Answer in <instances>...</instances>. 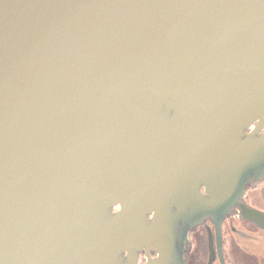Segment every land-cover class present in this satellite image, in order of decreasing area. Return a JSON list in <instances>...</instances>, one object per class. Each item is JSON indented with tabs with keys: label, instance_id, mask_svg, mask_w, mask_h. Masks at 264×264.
<instances>
[{
	"label": "water",
	"instance_id": "water-1",
	"mask_svg": "<svg viewBox=\"0 0 264 264\" xmlns=\"http://www.w3.org/2000/svg\"><path fill=\"white\" fill-rule=\"evenodd\" d=\"M264 179V0H0V264H186Z\"/></svg>",
	"mask_w": 264,
	"mask_h": 264
},
{
	"label": "flooded vegetation",
	"instance_id": "flooded-vegetation-1",
	"mask_svg": "<svg viewBox=\"0 0 264 264\" xmlns=\"http://www.w3.org/2000/svg\"><path fill=\"white\" fill-rule=\"evenodd\" d=\"M186 264H264V179L247 185L217 230L212 220L192 229Z\"/></svg>",
	"mask_w": 264,
	"mask_h": 264
}]
</instances>
